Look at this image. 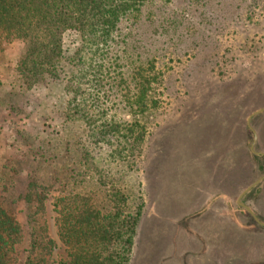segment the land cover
Returning a JSON list of instances; mask_svg holds the SVG:
<instances>
[{"label": "trees", "instance_id": "obj_1", "mask_svg": "<svg viewBox=\"0 0 264 264\" xmlns=\"http://www.w3.org/2000/svg\"><path fill=\"white\" fill-rule=\"evenodd\" d=\"M148 1L0 0L1 36L24 46L17 64L21 88L31 90L50 80L65 97L57 111L62 129L56 141L42 140L36 146L29 141L31 147L20 160L30 163L19 196L31 232L24 264H46L55 248L46 225L50 201L68 258L64 264H137L142 225L155 210L163 213L160 169L166 172L162 166L170 159V143L184 133H190L188 152L179 166L187 172L184 178L196 181L190 190L197 197V214L216 234L208 245L211 264L264 262L254 250L256 236L250 224L260 227L264 210V112L246 122L253 108L247 95L255 88L254 81L225 85L201 104L203 109L188 111L183 120L160 132L154 154L146 152L150 148L146 126L124 119L153 112L157 104L151 81L143 79L134 60L138 16ZM66 33L77 40L70 55L63 48ZM123 50L128 54L123 56ZM139 59L145 63L150 58ZM140 165L155 197L149 206L140 176L136 200L130 203L128 191L121 188L122 177L138 172ZM9 172L14 174L9 185L0 175V264H14L23 235L21 224L2 205V197L15 185L17 171L11 167ZM260 178L240 200L251 208L253 219L236 199ZM55 192L59 196L53 199ZM15 202L10 198L8 203ZM179 204L173 200L174 213L183 210ZM158 240L165 243L163 237ZM261 245L264 248V242Z\"/></svg>", "mask_w": 264, "mask_h": 264}, {"label": "rangeland", "instance_id": "obj_2", "mask_svg": "<svg viewBox=\"0 0 264 264\" xmlns=\"http://www.w3.org/2000/svg\"><path fill=\"white\" fill-rule=\"evenodd\" d=\"M139 14L135 31L139 39L136 43L138 49L134 52L135 67L141 69L143 79L151 81L157 104L153 106V112L148 111L134 119L126 116L124 119L137 120L146 126L147 140L150 141V148L146 150L148 154H154L161 137L160 132L167 131L183 120V115H187L194 107L203 109L201 104L225 85L239 84L240 80L242 85L254 81L255 88L247 95L253 106L246 118V122L249 120L247 124L253 117L264 112L261 106L264 92L260 90H264V0H149ZM76 45V37L66 33L63 37L66 54H72ZM126 53L122 51L123 56ZM23 54V44L8 42L0 34V175H5L6 185L12 182L10 177L14 175L10 174V168L14 167L17 171L13 179L15 185L9 189L8 196L2 197V205L23 228L14 264H24V251L31 233L27 212L19 199L30 163L20 160L31 147L29 141H34L33 146L42 140L56 141L62 129L57 111L60 103L65 100L61 87L50 80L31 90L21 88L17 64ZM139 55H148L150 59L144 63L142 59L138 60ZM259 110L262 111L256 113ZM189 135L184 133L182 138L171 141L170 159L162 166L166 172L157 166L161 170L158 180L161 190L158 196L161 198L160 205L163 207L160 208L163 213L155 210L152 219L142 225L137 264L201 263L205 247L216 237L212 224L202 222L197 214V197L190 190L196 181L186 176L184 178L187 172L179 166L184 162L180 161L182 154L188 152L186 146ZM75 159L76 154L73 153L71 161ZM152 162L150 166H153ZM142 167L140 165L138 172L122 177L124 182L121 188L128 191L130 203L136 200L139 196L136 178L140 176L145 191L143 197L146 206H149L155 197ZM184 167L190 165L185 163ZM118 170L119 167H116L115 171ZM74 192H77V188ZM52 196L54 199L59 196V192ZM10 198L16 202L10 205ZM174 199L183 209L180 214L173 212ZM53 202L47 204L46 225L50 237L55 241V248L46 264H64L68 258L58 238L57 213ZM130 207L133 209L131 204ZM249 213L255 219V215ZM262 216L260 227L257 228L253 221L250 224L252 232H255L252 236H256L254 250L264 259V248L261 245L264 242V210ZM175 224L178 227L171 226ZM161 237L165 243L158 240ZM252 240L248 239V245ZM211 255L212 249L210 253L207 251V257ZM148 257L151 260L144 259Z\"/></svg>", "mask_w": 264, "mask_h": 264}, {"label": "crops", "instance_id": "obj_3", "mask_svg": "<svg viewBox=\"0 0 264 264\" xmlns=\"http://www.w3.org/2000/svg\"><path fill=\"white\" fill-rule=\"evenodd\" d=\"M263 179H261V181H262ZM257 182H255L253 185H250V186H248L246 189H244L239 195H238V197H237V199H236V203L239 205V207H241V208H243V210H244V214H246V215H250V213L249 212H252L251 210H249L247 207L248 206H245L244 204H242L241 202H240V200L244 197V195L246 194V193H248L251 189H252V187L256 184ZM251 187V189L249 190V191H247L245 194H243L242 196H241V194L245 191V190H247L248 188H250ZM241 196V197H240ZM240 197V198H239ZM247 208V209H246ZM228 209V208H227ZM229 210H226V213L227 214H229ZM231 212H234V210L232 211L231 210ZM212 214L213 215H216L217 216V214H219L217 211H212ZM251 216V215H250ZM172 223V222H171ZM165 235V234H164ZM165 236H167V235H165ZM176 246V245H175ZM209 250V247H205V249H204V252L201 254V256H202V259H201V263L199 262L198 264H211L212 263V259L210 258V257H207V251ZM261 263V261H258L256 264H260Z\"/></svg>", "mask_w": 264, "mask_h": 264}, {"label": "water", "instance_id": "obj_4", "mask_svg": "<svg viewBox=\"0 0 264 264\" xmlns=\"http://www.w3.org/2000/svg\"><path fill=\"white\" fill-rule=\"evenodd\" d=\"M261 111H262V110H259V111H257L256 113H260ZM256 113H255V114H256ZM248 121H249V120H247V122H248ZM250 189H251V187L248 188L247 190H245V191L241 194V196H242L243 194H245L247 191H249ZM241 196H240V197H241ZM240 197H239V198H240Z\"/></svg>", "mask_w": 264, "mask_h": 264}]
</instances>
